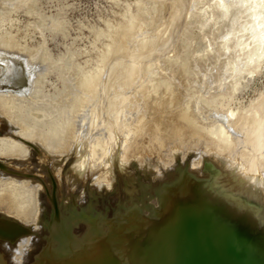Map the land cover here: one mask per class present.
Here are the masks:
<instances>
[{"label": "bare ground", "instance_id": "obj_1", "mask_svg": "<svg viewBox=\"0 0 264 264\" xmlns=\"http://www.w3.org/2000/svg\"><path fill=\"white\" fill-rule=\"evenodd\" d=\"M212 1L221 6V14L228 17L233 11L241 21L237 29L235 24L234 31L223 33L231 37L234 32L237 39L234 44L240 53L232 68L230 61L226 65L231 69L229 79L238 82L243 73L258 71L264 61V0ZM220 36L217 39L221 42ZM4 37L0 35L4 41L0 45V138L9 133L6 138L10 140L0 146V163L10 161L11 167L3 165L0 171V264H222L221 258L227 264H264L263 141L253 136L249 141L244 138L250 148L257 146L253 161L255 152L249 158L250 152L242 151L245 145L240 146L231 135L247 125L249 130L253 125L262 130L263 97L252 107L255 114L250 110L237 113L238 108L223 110L220 116L214 112L221 123L218 138L213 139L206 133L210 126H204L208 114L204 111L208 107L201 99L194 111H189L192 103L184 104V99L174 107L177 88L170 82H154L148 87L149 81L139 75L147 72L148 62L125 58V68L118 67L122 63L117 62L116 71L103 83L99 75L85 81L80 70L77 74L65 68L72 75L65 80L64 90L54 93L61 99L53 100L56 108L52 109V101L35 88L37 65L19 51L21 48L13 47L12 36L9 42ZM234 44H230L232 49ZM135 70L137 76L127 85L129 71L133 74ZM233 81H229L234 83L231 87H238ZM114 92L116 95L110 96ZM104 103H108L109 111L102 108ZM153 105L163 108L158 112L155 108L152 117ZM61 110H65L63 117L69 115L71 125L68 120L56 122ZM102 110L110 121L102 122L104 126L98 122ZM169 118L173 121H167ZM52 122L56 135L42 130ZM177 130L205 149L197 156L193 147L187 152L175 147L166 165L156 170L164 156L162 146ZM40 154L50 158L51 172L43 183L45 190L33 192L23 173L16 179L12 176L20 170L18 166ZM193 156L196 158L191 160ZM248 158L252 162L247 166ZM189 217L199 220L186 231ZM16 248L19 253L13 254Z\"/></svg>", "mask_w": 264, "mask_h": 264}, {"label": "rangeland", "instance_id": "obj_2", "mask_svg": "<svg viewBox=\"0 0 264 264\" xmlns=\"http://www.w3.org/2000/svg\"><path fill=\"white\" fill-rule=\"evenodd\" d=\"M211 1L212 0H0V35L2 37L6 35L4 37L5 41H8V38H11L12 36V39L14 40L13 47L16 46L18 47L17 49L21 48L19 51L22 52L26 58H29V61L32 60L34 65H37L35 68H38V70L36 69L35 73L38 74L39 71V77L35 74V77L38 78V80L37 78L35 79L37 85L35 88L37 87L38 90L40 89L41 95L43 94V97L48 101L50 99L52 102H49L53 103L54 106L56 102L54 103L53 100L56 101L61 99L55 97L54 93L57 94V91L60 89L64 90L63 87L65 80L72 75L69 73L67 74V69H69V72H72L73 70L72 73L75 71L77 74L83 73L84 78H86L85 81H87V78L99 75L101 82L103 83L110 73L116 71L117 62L122 63L121 66L118 67L125 68L124 64L127 62L124 60L125 58L138 61L141 64H146L148 62L146 65L148 67L147 72L143 71L142 73H139L140 76H143L145 80L147 79L149 81L148 87L154 86V82H170L169 84L173 87L175 86L177 88V93L179 94L177 95L175 93L177 99L175 98L176 101H174L176 103L174 102L172 105L175 107L184 99V104L192 103V105H188L189 111L196 110V107L199 106L197 102L201 99V104L204 105L206 109L208 107V110H205L204 113L207 111L206 113L209 114V116L208 114L207 116L205 115L206 121L204 126L205 128L209 126L212 128H206V133L211 136V138L213 137V139H216L218 138L217 133L220 132L218 126L221 123L220 121H217L216 118H218L221 113L223 114L228 109L235 110L238 108V112L236 111L237 113L244 114L250 110L255 114V109L252 111V107L255 108L258 101L260 99L262 100V97L264 99V61H262L263 63L260 65L261 69L260 67L257 68L258 71H254L255 73H243L241 75L243 77L240 76L239 79L237 77L238 82L231 80V69H227L228 65H226V63L228 64L230 61L229 68H232L233 61L237 58L240 52H238L239 47L235 45L237 39L235 35V37L233 36L234 32L231 37H228L229 35L226 34L232 32L234 27L237 29L238 26H240L238 23L241 21L238 14L233 13V11H231V14L229 11L228 17H226V13L221 14L218 10L219 8L221 10V6H219L218 3H215L216 6H218L216 7L214 2ZM230 1L233 0H229V2ZM210 2L211 4H208ZM204 7L206 10L204 9L203 11ZM206 11L207 14L205 15ZM219 17H221V20ZM217 18L220 22H218ZM46 19H49L51 22ZM233 19L235 20V23ZM46 22L49 25L46 24ZM235 24L236 26L233 27ZM224 31H227L225 32L226 34H223ZM221 34L222 36H220ZM223 35L227 37H223ZM219 36L220 39H226H222L220 42L219 39H217ZM229 40L233 42H230ZM242 40L243 38L241 39V42ZM9 41L12 40L9 39ZM3 42L0 41V45H2ZM122 43H124V47H122ZM216 43H218V45ZM230 44H234V50ZM22 47H24V49L26 48V53L22 51ZM228 49L232 50L228 51ZM225 50L228 52H225ZM29 54L32 55V59H30L31 55ZM46 55H48L49 58ZM34 57L36 59H34ZM45 57H47L46 60ZM43 60H45V62ZM41 63L42 65H40ZM224 63L226 66H223ZM76 64L79 66V69L76 67ZM51 65L54 66V69ZM163 69H165L166 72ZM78 70H80V73ZM137 74V70H135L133 74L129 71V75H127L126 79L128 82L127 85H131L130 83L135 79ZM226 74L231 77H227ZM229 81H233L235 82V85L239 86L232 88L234 83L231 85V82ZM97 82L99 83V78ZM225 88L230 90L226 89L225 91ZM37 89H35V91ZM128 89L130 92L129 87ZM233 89L236 94L231 91ZM214 92L216 95H221L215 98L216 95ZM232 93H234V95ZM114 95H116L115 92L110 93V96ZM61 96H63V93ZM190 96L191 99H188ZM195 96L198 99H194ZM212 97L213 99L215 98L216 101L214 107L213 104L215 101L213 102ZM44 98V103H47L48 101L46 102ZM185 98L186 100L188 99L189 102L186 101ZM205 99L212 100L206 101ZM222 99L224 102H222ZM109 100L110 97L106 99L108 102ZM26 104L23 103L22 105ZM47 104H44L45 107L49 105ZM104 105L105 107L102 108H106L109 111L108 103H104ZM172 105H169V108ZM54 106L52 109L56 108V106ZM153 106L152 117L156 113L154 112L155 108L157 109L158 107L156 110L157 112L163 108V105ZM173 108L171 107V109ZM210 108L212 112H209ZM214 112L220 113H217L219 115L214 118ZM64 113L65 110L57 113L58 115L60 114L58 116L60 118L57 119L56 122L62 123L68 120L69 125H71V118L69 115L63 117L65 116ZM212 113L213 115H211ZM260 113V116H263L260 117L259 122L264 123V104ZM107 117L108 115L102 110L101 117L98 121L101 126H104L102 122H110ZM210 117L211 119L212 117L214 118V120L212 119L214 122L211 121ZM207 120L211 122H208ZM167 121L171 122L173 121V118H169ZM215 124L216 127L214 126ZM49 125L54 126L52 122V124L49 123L44 125L42 130L49 132L52 135H56L57 130L55 129V126L51 128ZM248 126L249 125L241 131L243 135L240 131L241 134L239 132L236 133L239 135L234 133L231 135L233 136L232 138L239 140L240 146L245 145V147H242L244 149L242 151L246 152L247 155L249 152V155L255 152L253 153L255 158H252L254 161L257 158V146L254 145L253 148L255 150L252 147L253 150H251V144L249 145L248 141L252 136V138L256 137L261 139L263 141L262 149L264 150V125L259 128H262L263 133L262 130L258 131V129H255L254 125L253 128L250 126L251 132ZM198 127L201 128L200 125H198ZM247 129L249 133L248 131L246 132ZM6 135L1 136L0 146H5L10 140L6 138ZM244 138L248 140H246L245 144L243 142V140L245 141ZM197 144L199 145L197 146ZM239 145L238 147H240ZM246 145L248 149L246 148ZM162 147V153L164 156L163 159L161 158V161L157 163L156 170L166 165L168 156L173 153L175 147H180L182 152H187L193 147L197 151V156L199 155V151L205 149L203 144L201 145L200 142H192L186 137L185 132L181 130H177L175 134L171 135L168 138L167 143ZM242 148H238V152H242ZM166 152L167 154H165ZM238 154L239 155L237 156L240 157L241 153ZM249 155V158L253 156ZM193 157L190 159L193 160L196 158L195 156ZM261 158L264 162V152L261 154ZM248 161L246 162L247 164H245L247 166L252 162L251 160ZM3 165L6 169L11 167L10 161L1 162L0 171ZM50 166V158L40 154L34 161L23 166H18L20 168L18 171L19 173L14 171L15 173L12 178L16 179L18 177L15 176L23 173V177L28 178L27 185H29V182L31 183V190L33 192H37L41 188L45 190L43 183L48 177V173L51 172ZM8 172L10 173L9 170ZM3 175L10 177L9 174L7 175L3 173ZM3 179H5V177H3ZM52 184L54 185V183ZM0 189L2 190L3 186H1ZM26 192L29 197L32 196L30 190L26 189ZM152 203L156 204V200L154 199ZM197 220H199V218ZM197 220L189 217L184 229L187 231L190 224H194ZM199 228L200 225L197 223L196 229ZM12 253L18 254L19 248L13 250ZM221 260L222 264H227V261L225 262L224 258H221Z\"/></svg>", "mask_w": 264, "mask_h": 264}]
</instances>
